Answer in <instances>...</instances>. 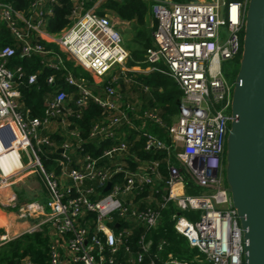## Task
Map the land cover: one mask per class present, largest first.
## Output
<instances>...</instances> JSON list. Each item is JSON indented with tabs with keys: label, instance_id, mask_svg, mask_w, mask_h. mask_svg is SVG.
<instances>
[{
	"label": "built area",
	"instance_id": "2783aa9c",
	"mask_svg": "<svg viewBox=\"0 0 264 264\" xmlns=\"http://www.w3.org/2000/svg\"><path fill=\"white\" fill-rule=\"evenodd\" d=\"M53 1L33 0L25 13L0 0V30L7 28L14 41L0 46V184L35 173L46 194L44 200L16 205L19 219H35L19 234L53 230L49 264H124L118 252L131 250L134 227L141 226L135 260L157 264L167 242L161 239L153 252L148 231L171 203L176 232L208 264H246V240L224 183L234 81L226 79L221 67L223 59L242 53L246 1L153 0L156 26L153 44L145 50L146 68L164 64L182 91L181 107L169 124L154 108L122 100L113 71L129 80V51L110 15L97 9L101 0H71L70 22L57 33L46 29ZM42 32L87 70L93 83L75 74L59 52L45 47ZM16 53L39 55L45 65L65 71L63 81L71 90L49 74L46 82L53 89L41 116L20 101L24 70L9 66ZM36 79L37 72L26 74L28 83ZM88 102L100 112L82 135L73 118L81 117ZM149 123L163 127L165 136ZM123 126L133 132L132 138L119 132ZM192 185L202 190L187 191ZM184 210L200 213L192 219ZM19 234H1L0 244ZM165 263L188 264L173 253ZM17 264L39 262L24 257Z\"/></svg>",
	"mask_w": 264,
	"mask_h": 264
},
{
	"label": "trees",
	"instance_id": "16d2710c",
	"mask_svg": "<svg viewBox=\"0 0 264 264\" xmlns=\"http://www.w3.org/2000/svg\"><path fill=\"white\" fill-rule=\"evenodd\" d=\"M8 1L14 8L27 13L33 0ZM104 5L112 9L121 19L130 20L134 23V28L136 29V44H127L130 49L128 57L129 64L140 63L142 66L148 65V62L145 61V50L148 46L152 45V32L156 26V20L154 19L153 29L149 30L145 28L147 25L146 2L144 0H106ZM71 7V0H54L51 3L52 13L46 17V29L55 32L67 25L69 22L67 15L70 13ZM8 43H12V36L7 28L3 27L0 30V46ZM43 44L45 47H49V44L44 41ZM65 62L75 74H79L76 69L78 66H72L69 60ZM10 65H21L24 70V76L21 77L18 85L21 92L20 101L32 114L39 116L43 115L47 97H49L53 89V87L46 82V77L49 74L54 73L56 76L55 83L62 85L67 90H71V87L66 85L63 81L64 69L56 70L53 67L45 65L39 55L33 54L31 56L20 57L16 53L11 56L9 61V66ZM31 72H37V79L33 83H28L26 74ZM129 75L137 79L142 86H149L151 94L148 101L149 106L159 108L162 119L166 124H169L171 115L178 112L181 107L182 91L176 80L167 72L165 65L159 64V69L150 70L145 73L132 71L129 72ZM99 112L100 107L97 106V104L88 102L82 110L81 117L73 118L74 124L79 127L82 135L87 133L89 126L98 117ZM150 126H152V123H149V127ZM151 130L157 132L162 137L166 134L165 129L156 124H153ZM133 136L134 135H131L130 138ZM141 142L142 139L136 141V145L140 146ZM46 155L50 154L46 153ZM47 162L48 160L44 155L43 163L46 167H49ZM163 165L164 164L161 165L162 168L164 167ZM163 169L165 171V168ZM224 183L227 184L225 174ZM201 190L202 187L197 185H192L187 188V191L199 192ZM173 210H175V208L173 204L170 203V206L163 210L162 217L157 226L148 231V236L153 239V252L156 250L157 243L160 239H165L167 242L164 244L163 249L158 252V257L156 258L157 264H163V260L169 251L178 258L186 260L188 264H199L198 257H195V254L198 252L197 249L190 247L186 238L182 234L176 232L173 226V220L170 218V214ZM184 212L187 217L191 218L193 216L191 210H184ZM142 230L143 227L141 226L134 227L130 242V249L133 252L138 249L137 237ZM48 244L49 237L45 230L23 232L0 244V264H17L24 257H29L39 262V264H47L49 259ZM125 252L126 250L122 247L118 252V257L123 260ZM123 263L143 264L131 260H128V262H124L123 260Z\"/></svg>",
	"mask_w": 264,
	"mask_h": 264
},
{
	"label": "water",
	"instance_id": "95a60500",
	"mask_svg": "<svg viewBox=\"0 0 264 264\" xmlns=\"http://www.w3.org/2000/svg\"><path fill=\"white\" fill-rule=\"evenodd\" d=\"M226 139L225 179L246 264H264V0H248Z\"/></svg>",
	"mask_w": 264,
	"mask_h": 264
},
{
	"label": "crops",
	"instance_id": "0c3cea01",
	"mask_svg": "<svg viewBox=\"0 0 264 264\" xmlns=\"http://www.w3.org/2000/svg\"><path fill=\"white\" fill-rule=\"evenodd\" d=\"M102 1L103 0H101L100 1L101 3L99 2V4L97 5V9L99 11H101V12L106 11V10H104L106 8H104V6H103L104 2L106 0H104L103 2ZM149 14H150L151 19H152V17H153V19H155L152 10L149 12ZM128 21H130V20H128ZM20 24H22V22H20ZM116 26L118 27L117 23H116ZM118 29H119V27H118ZM133 29H135L134 26H133ZM55 32L57 33L58 31H55ZM39 38L41 39L42 42L44 41L47 44H49L48 45L49 47H51L55 51L59 52L62 55V57L64 58V61L69 60L72 63V66H78V65L74 64V61L72 59L68 58V56H67V54L65 52L61 51L60 47L56 43H54V42H52L50 40V37L48 36V34L42 32L41 36H39ZM13 42L14 41H13V38H12V43ZM152 44H153V40H152ZM41 60H42V57H41ZM14 66L15 65H10V67H14ZM83 70H84L83 72H79V73L81 75H83L88 80L89 83H91V82L93 83V79H94L93 76H90L91 74L87 70H85V69H83ZM127 73H128V70H127ZM86 74H87V76H86ZM113 74H115V75L119 74V76H117V80H116L115 83H116V87L120 91L119 94L121 95L123 101H127V100L135 101L136 103L139 104V106L144 107V108L145 107L154 108L160 114L159 108H157L155 106H149V104H148V101H149V99L151 97L150 90H149L150 88L148 90H144L142 84L137 79H135L133 77H130L128 82H126L125 79H123L124 77H122L120 75V73H117L116 71H113ZM119 78L123 79V81L125 83H123L121 81V79H119ZM129 81H130V83H129ZM99 84L100 83H96L95 82L93 85L94 86H99ZM128 84L131 87H134L136 89V91H137V88H138L139 89V93L136 92L135 95L126 93L127 90H128ZM98 88L99 87H97V89ZM134 96H135V99H134ZM169 123H171V122H169ZM152 126H153V124H152ZM152 126H150L149 128L151 129ZM127 130H128V126H123V127H120L119 132L120 133H128ZM155 133H157V132H155ZM131 135H133V132L128 133L129 138L131 137ZM47 160H48L47 163H48V166H49L50 165L49 164L50 159H47ZM38 178H39V180L41 182L40 177H38ZM26 180H27V178H25V177L21 178V176H19V179L18 178H14V180L12 179V180H10L7 183L0 184V235L5 233V232H8V233L13 234V235L19 234L26 226L30 225L31 222L35 221L34 218L19 219L17 217V215H16V210H17L16 205H18L20 202H22V200L20 198L21 197L20 186H21L22 182L26 183ZM41 185L43 187L42 182H41ZM42 189H43V191L39 192V194H43L42 195V197L44 196L43 198H39L38 196L37 197H35V196L33 197L32 196L28 200H31V199L44 200L46 198V194H45L44 187ZM117 225L118 224L116 223L115 227H117ZM38 230H45V232L48 234V237H49L50 234H53V230H51L49 228L43 227V228H40ZM148 238H150L152 240V242H153V239L150 236H148ZM190 247H192V246H190ZM193 248H196V247H193ZM197 251L198 252L195 254V257L196 256L198 257L199 264H208V262L204 258V255L198 249H197ZM169 253H172V252L171 251L167 252L166 257L163 260V264H166L165 261H166L168 255H169ZM128 255H129V259H128ZM135 256H136V251L135 252H133L132 250L126 251L125 254L123 255V260H124V262H128V260H131V261L134 262V261H136L135 260ZM47 264H49V262Z\"/></svg>",
	"mask_w": 264,
	"mask_h": 264
},
{
	"label": "rangeland",
	"instance_id": "374dc122",
	"mask_svg": "<svg viewBox=\"0 0 264 264\" xmlns=\"http://www.w3.org/2000/svg\"><path fill=\"white\" fill-rule=\"evenodd\" d=\"M144 1L147 4V25H146L145 28L150 30V29H153V23H154L153 17L151 19L150 14H149V12L152 10L153 0H144ZM245 1H246V4H247L248 0H245ZM103 6H104V8H106L104 10H106L108 15H110V18L114 22H116L118 24V27H119V29L121 31V35H122V38H123V42H124L126 48L128 49V51H130V49L128 48L127 44L128 43L136 44V39H135V37H136L135 36L136 29H133V26H134L133 21H128V20L121 19L108 6H106V5H103ZM240 58H241V54H238L237 56H235V57H233L231 59H223L221 61L222 71H223L226 79L230 83H233V81L235 80V77L237 75V72H238V69H239V65H240ZM125 66L128 67V77L130 76L129 72H132V71L133 72H137V73L138 72L145 73V72L150 71L149 69L146 68L147 65L146 66H142L140 63H131V64H129V60H127V63L125 64ZM76 69H77V72H83L84 71L81 66H78ZM117 76H119V74ZM119 79H121V78H119ZM121 81L123 83H125L123 81V79H121ZM126 82H128V81H126ZM129 83H130V81H129ZM136 92L139 93V89L137 88V91H136V89L134 87H131L128 84V90H127L126 93L135 95ZM134 99H135V96H134ZM174 116L177 117V112H175L173 115H171L170 122L172 121ZM224 160H223V175L225 174L224 171H225V166H226V161H224ZM177 163L179 164V162H177ZM25 178H27L26 183L22 182L21 186H20V190H21V197L20 198H21L22 202L30 199V197H32V196L33 197L34 196L35 197L38 196L39 198H43L44 197V196L42 197L43 194H39V192L43 191V189H42L43 187L41 185V182H40L37 174L32 173V174L26 176ZM191 211H192L191 213H193V216L191 217L192 219L197 218L199 216L200 210H194V211L191 210ZM181 213L186 216L184 211L183 212L181 211ZM28 232H32V231H28Z\"/></svg>",
	"mask_w": 264,
	"mask_h": 264
},
{
	"label": "bare ground",
	"instance_id": "6f19581e",
	"mask_svg": "<svg viewBox=\"0 0 264 264\" xmlns=\"http://www.w3.org/2000/svg\"><path fill=\"white\" fill-rule=\"evenodd\" d=\"M9 156H12V157H14V158H15V155H14V153H13V152H11Z\"/></svg>",
	"mask_w": 264,
	"mask_h": 264
}]
</instances>
